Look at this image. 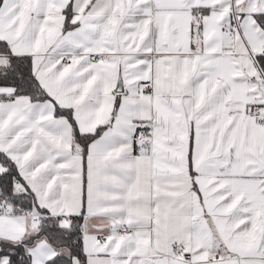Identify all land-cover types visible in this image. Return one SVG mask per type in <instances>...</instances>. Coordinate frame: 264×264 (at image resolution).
I'll list each match as a JSON object with an SVG mask.
<instances>
[{
    "label": "snow or ice",
    "instance_id": "6c2138e0",
    "mask_svg": "<svg viewBox=\"0 0 264 264\" xmlns=\"http://www.w3.org/2000/svg\"><path fill=\"white\" fill-rule=\"evenodd\" d=\"M0 264H264V0H0Z\"/></svg>",
    "mask_w": 264,
    "mask_h": 264
}]
</instances>
